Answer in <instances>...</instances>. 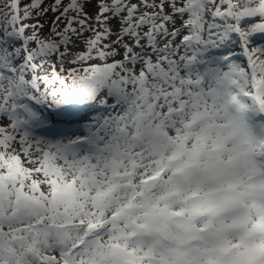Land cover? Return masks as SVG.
I'll use <instances>...</instances> for the list:
<instances>
[{
	"label": "snow or ice",
	"instance_id": "1",
	"mask_svg": "<svg viewBox=\"0 0 264 264\" xmlns=\"http://www.w3.org/2000/svg\"><path fill=\"white\" fill-rule=\"evenodd\" d=\"M0 264H264V0H0Z\"/></svg>",
	"mask_w": 264,
	"mask_h": 264
}]
</instances>
